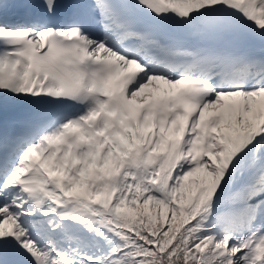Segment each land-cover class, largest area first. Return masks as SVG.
<instances>
[{"label": "snow or ice", "instance_id": "obj_1", "mask_svg": "<svg viewBox=\"0 0 264 264\" xmlns=\"http://www.w3.org/2000/svg\"><path fill=\"white\" fill-rule=\"evenodd\" d=\"M0 264H264V0H0Z\"/></svg>", "mask_w": 264, "mask_h": 264}]
</instances>
